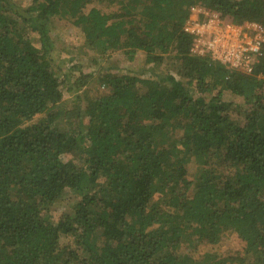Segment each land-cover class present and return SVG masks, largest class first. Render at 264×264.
<instances>
[{
	"label": "trees",
	"instance_id": "obj_1",
	"mask_svg": "<svg viewBox=\"0 0 264 264\" xmlns=\"http://www.w3.org/2000/svg\"><path fill=\"white\" fill-rule=\"evenodd\" d=\"M196 5L264 25V0H0V264H264V55L243 74L191 54ZM55 19L99 57L172 55L176 73L64 72ZM227 233L241 254L219 255Z\"/></svg>",
	"mask_w": 264,
	"mask_h": 264
},
{
	"label": "rangeland",
	"instance_id": "obj_2",
	"mask_svg": "<svg viewBox=\"0 0 264 264\" xmlns=\"http://www.w3.org/2000/svg\"><path fill=\"white\" fill-rule=\"evenodd\" d=\"M21 4H26L29 0H17ZM101 8L105 9L108 12L118 10V4L116 2L107 4L105 6L98 5ZM198 6V5H196ZM193 7V6H192ZM54 25V26H53ZM53 25L50 30V36L52 40L53 46V58L54 61L60 65L61 69L66 72L69 71L70 66L73 64H78L81 67V71L84 73L94 71V76H97V73H104L110 70L111 73H116L118 71H135L139 72L140 70H144V75H149L152 72H157L159 74H164L165 72H169L172 74L176 73V62L173 59V56H165L163 60L159 63H145L144 55L140 51H136L135 55L132 59H128L127 56L124 55L122 51H116L112 53H108L104 56L99 57V55L92 50H88L83 48L81 43V35L77 29H75L69 22L65 20L55 19ZM95 58L96 63L92 64L91 59ZM172 58V59H171ZM147 69L148 72L145 70ZM71 72V71H70ZM73 74H78V71H72ZM97 74V75H96ZM95 78V77H94ZM94 78L88 82L80 91L77 92L79 97L80 107L84 106L85 100L87 96H93L95 94V88L98 86V83L94 81ZM99 90H104L102 87H99ZM63 91V101L61 102V108L64 106H71L73 103L74 95L72 92H66L64 87ZM88 91V93H87ZM222 98L224 100L233 101V102H241V98L238 96L232 95L229 91L222 92ZM67 106V107H68ZM62 120H65L64 118ZM71 157L70 155H64V158L67 159ZM187 164V178L192 180L198 174L200 165H198L194 159H191ZM77 196L75 194H71L70 192H66L65 196L59 200L54 207L51 209V215L54 220L57 219L61 212H64L67 208H70L74 203ZM187 237L185 240H189ZM225 246L220 252V256H236L237 254L242 253L243 243L241 240L235 235H231L227 233L225 236ZM185 244H190V242L185 241L182 243L181 248L185 247ZM194 243H192L193 245ZM198 245V244H197ZM198 249L200 252L207 251L206 247L199 246Z\"/></svg>",
	"mask_w": 264,
	"mask_h": 264
},
{
	"label": "built area",
	"instance_id": "obj_3",
	"mask_svg": "<svg viewBox=\"0 0 264 264\" xmlns=\"http://www.w3.org/2000/svg\"><path fill=\"white\" fill-rule=\"evenodd\" d=\"M182 30L191 37V54L208 56L230 72L249 74L264 55V25L226 22L201 6L190 8Z\"/></svg>",
	"mask_w": 264,
	"mask_h": 264
}]
</instances>
